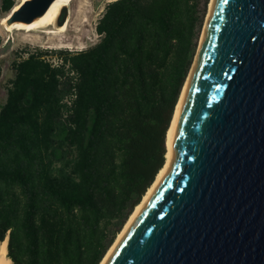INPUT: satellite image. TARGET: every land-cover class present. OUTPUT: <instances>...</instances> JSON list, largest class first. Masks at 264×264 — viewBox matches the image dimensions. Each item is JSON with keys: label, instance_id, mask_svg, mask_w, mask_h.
Masks as SVG:
<instances>
[{"label": "trees", "instance_id": "obj_1", "mask_svg": "<svg viewBox=\"0 0 264 264\" xmlns=\"http://www.w3.org/2000/svg\"><path fill=\"white\" fill-rule=\"evenodd\" d=\"M208 3L112 0L94 44L17 52L0 101V242L13 264L100 263L164 165Z\"/></svg>", "mask_w": 264, "mask_h": 264}, {"label": "water", "instance_id": "obj_2", "mask_svg": "<svg viewBox=\"0 0 264 264\" xmlns=\"http://www.w3.org/2000/svg\"><path fill=\"white\" fill-rule=\"evenodd\" d=\"M53 1L25 0L7 23ZM108 264H264V0L215 1L170 169Z\"/></svg>", "mask_w": 264, "mask_h": 264}, {"label": "rangeland", "instance_id": "obj_3", "mask_svg": "<svg viewBox=\"0 0 264 264\" xmlns=\"http://www.w3.org/2000/svg\"><path fill=\"white\" fill-rule=\"evenodd\" d=\"M109 1L112 0H73L68 5V14L72 11L74 15L67 31L63 34H55L47 32V30L54 29L52 26L41 28L44 31L7 30L2 25L1 19L8 12L2 11L0 0V36L2 40L0 45V101H5L7 96L6 84L14 76L13 61L19 55L17 52H23L26 48L28 50L36 48L80 50L94 44L99 40V35L96 32V23ZM79 12L80 14L77 17ZM201 34L202 29L197 48Z\"/></svg>", "mask_w": 264, "mask_h": 264}, {"label": "bare ground", "instance_id": "obj_4", "mask_svg": "<svg viewBox=\"0 0 264 264\" xmlns=\"http://www.w3.org/2000/svg\"><path fill=\"white\" fill-rule=\"evenodd\" d=\"M25 1V0H19L15 3L14 7L1 19L2 25L7 29V30H14V29H25L27 31L34 30V31H41V28H48L50 26L54 27L53 30H47L48 33H55V34H63L67 31L70 21L73 19V13L72 11L69 12V14L66 17L65 22L62 25H57L56 24V19L59 14L60 8L62 6H68L73 0H54L46 12L42 15L37 17L31 22H24V21H15L12 23H7V18L9 14L11 13L12 10H16L20 4ZM216 0H209L208 4V10L207 14L204 20L203 28H202V34L200 37L199 41V46L197 48V51L194 56V61L192 63V66L188 72V75L186 77V80L183 84L178 102L176 104L174 113H173V118L171 121V124L169 126V129L166 134V155H165V162L162 168L158 171L154 181L150 185V187L146 190L145 194L143 195L141 201L135 206L131 214L129 215L128 219L126 220L125 224L123 225L122 229L120 232L117 234L114 242L111 244V246L108 248L107 252L103 256L102 260L100 261L99 264H108L109 260L115 253L117 247L125 237L127 231L129 230L130 226L133 224V222L136 220L144 206L148 203L149 199L155 192V190L159 187V185L162 183L166 173L170 169L171 165V160H172V137H173V131H174V126L176 122V118L179 112V109L181 107V104L185 98L189 82L191 80V77L193 75L195 66L197 64L198 56L200 53L202 41L210 20V16L214 7ZM80 12L77 14V17L79 16ZM52 29V28H50ZM44 31V30H42ZM0 264H13L12 260L8 257L7 255V238L0 242Z\"/></svg>", "mask_w": 264, "mask_h": 264}]
</instances>
